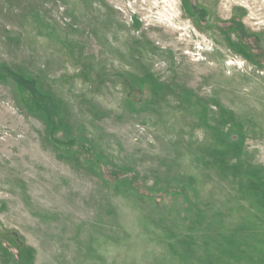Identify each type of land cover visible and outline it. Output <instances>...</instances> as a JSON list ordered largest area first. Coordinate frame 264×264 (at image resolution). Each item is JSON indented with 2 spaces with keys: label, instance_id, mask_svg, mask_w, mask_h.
Instances as JSON below:
<instances>
[{
  "label": "rangeland",
  "instance_id": "1",
  "mask_svg": "<svg viewBox=\"0 0 264 264\" xmlns=\"http://www.w3.org/2000/svg\"><path fill=\"white\" fill-rule=\"evenodd\" d=\"M215 5L264 36V0ZM212 29L0 0V264H264V70Z\"/></svg>",
  "mask_w": 264,
  "mask_h": 264
},
{
  "label": "flooded vegetation",
  "instance_id": "2",
  "mask_svg": "<svg viewBox=\"0 0 264 264\" xmlns=\"http://www.w3.org/2000/svg\"><path fill=\"white\" fill-rule=\"evenodd\" d=\"M179 1L184 14L192 16L198 28L205 31L213 27L225 37L231 33L233 38L227 37L228 39L225 42L217 37V43L225 44L226 49L229 51L237 49L241 55L246 57L247 62L264 70V36L247 28L239 13H236L234 9H230L229 15L221 16L217 14L215 0Z\"/></svg>",
  "mask_w": 264,
  "mask_h": 264
},
{
  "label": "trees",
  "instance_id": "3",
  "mask_svg": "<svg viewBox=\"0 0 264 264\" xmlns=\"http://www.w3.org/2000/svg\"><path fill=\"white\" fill-rule=\"evenodd\" d=\"M134 91H135V90L133 89V91H131L130 93L128 92V93H129V95H128V96L133 98V94H135V92H134ZM136 91L138 92V90H136ZM51 122H52V121H51ZM131 182H132V181H131Z\"/></svg>",
  "mask_w": 264,
  "mask_h": 264
},
{
  "label": "bare ground",
  "instance_id": "4",
  "mask_svg": "<svg viewBox=\"0 0 264 264\" xmlns=\"http://www.w3.org/2000/svg\"><path fill=\"white\" fill-rule=\"evenodd\" d=\"M164 15H165V13H164ZM165 17V16H164ZM168 17V16H167ZM169 19H171L170 17H169Z\"/></svg>",
  "mask_w": 264,
  "mask_h": 264
}]
</instances>
